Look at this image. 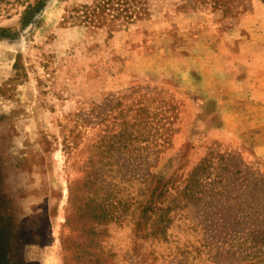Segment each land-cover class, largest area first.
<instances>
[{
  "label": "rangeland",
  "instance_id": "obj_1",
  "mask_svg": "<svg viewBox=\"0 0 264 264\" xmlns=\"http://www.w3.org/2000/svg\"><path fill=\"white\" fill-rule=\"evenodd\" d=\"M105 2L0 1V264H264V0Z\"/></svg>",
  "mask_w": 264,
  "mask_h": 264
},
{
  "label": "trees",
  "instance_id": "obj_2",
  "mask_svg": "<svg viewBox=\"0 0 264 264\" xmlns=\"http://www.w3.org/2000/svg\"><path fill=\"white\" fill-rule=\"evenodd\" d=\"M103 1H106L105 2L106 4L116 3L117 9H118L117 17L120 16L121 14H125L124 18H127V19H130L131 15H129L128 13L131 9L132 4L136 2V0H103ZM44 6L45 4H43L42 2H39L35 8H28L24 16L22 17V22L24 23V25H28L32 23L33 19L35 18V15L41 12ZM0 38L11 40V39L16 38V34H13L8 30L1 29Z\"/></svg>",
  "mask_w": 264,
  "mask_h": 264
},
{
  "label": "crops",
  "instance_id": "obj_3",
  "mask_svg": "<svg viewBox=\"0 0 264 264\" xmlns=\"http://www.w3.org/2000/svg\"><path fill=\"white\" fill-rule=\"evenodd\" d=\"M257 93L260 91V93H261V96H258L260 99H262V98H264V86L262 87H260V86H257ZM260 99H256L257 101H256V103H257V105H259L260 104V106H262V105H264V99H262V100H260Z\"/></svg>",
  "mask_w": 264,
  "mask_h": 264
}]
</instances>
